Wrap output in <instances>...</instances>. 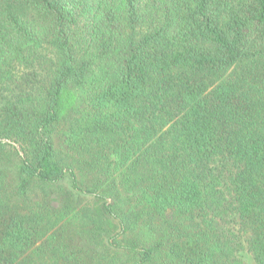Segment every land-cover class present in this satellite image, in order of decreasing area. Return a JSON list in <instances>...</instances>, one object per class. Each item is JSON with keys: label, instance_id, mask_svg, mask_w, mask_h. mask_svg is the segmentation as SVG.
Masks as SVG:
<instances>
[{"label": "trees", "instance_id": "16d2710c", "mask_svg": "<svg viewBox=\"0 0 264 264\" xmlns=\"http://www.w3.org/2000/svg\"><path fill=\"white\" fill-rule=\"evenodd\" d=\"M241 252L264 264V0H0V264Z\"/></svg>", "mask_w": 264, "mask_h": 264}, {"label": "rangeland", "instance_id": "374dc122", "mask_svg": "<svg viewBox=\"0 0 264 264\" xmlns=\"http://www.w3.org/2000/svg\"><path fill=\"white\" fill-rule=\"evenodd\" d=\"M12 144H14V143H12ZM13 146L16 147V149L18 150V147L16 145H13ZM37 192H38V190L33 189V191L30 193L29 196L30 197H33L34 200H35V198L37 197ZM51 200H52V205L53 206H55V207H58L59 206L60 203L58 201V198H57V195L56 194H53L52 195ZM117 233H118V230H114L111 234L102 235L99 239H101V241L103 240V243L105 244V247H106L107 241H109ZM103 243H102V245H103ZM109 250L111 251V253H112V251L115 252L112 247L111 248L109 247ZM113 255H114V253H113ZM239 257L242 258L247 264H254L251 256L248 253H246V252L239 253ZM116 259L118 261L112 262V264H118L119 261H120V259H121V256H117Z\"/></svg>", "mask_w": 264, "mask_h": 264}, {"label": "water", "instance_id": "95a60500", "mask_svg": "<svg viewBox=\"0 0 264 264\" xmlns=\"http://www.w3.org/2000/svg\"><path fill=\"white\" fill-rule=\"evenodd\" d=\"M12 145H15V144H12Z\"/></svg>", "mask_w": 264, "mask_h": 264}]
</instances>
